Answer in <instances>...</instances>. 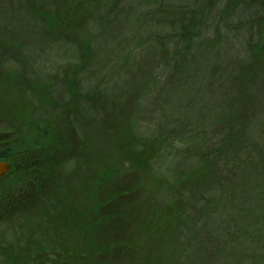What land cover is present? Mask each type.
<instances>
[{"label":"trees","instance_id":"trees-1","mask_svg":"<svg viewBox=\"0 0 264 264\" xmlns=\"http://www.w3.org/2000/svg\"><path fill=\"white\" fill-rule=\"evenodd\" d=\"M21 1L24 13L28 18L41 22L44 30L48 28L63 31L65 26L62 25H69L67 28L71 30L79 28L77 5L81 0H51V5L49 0ZM116 1L119 3L116 4L117 8L105 11L108 12L105 14L106 17L110 19H119L117 17L123 14L124 7L121 5L124 0ZM176 1L137 0L138 9L141 8L144 11L146 9L147 12L152 10L149 6L159 5L154 10L161 11L160 16L165 13L163 16L167 15V18H170L171 23L167 25L170 39L179 42V48L176 46L175 50L169 49L171 51L169 53L159 50V48L164 50L166 40H159L156 34L165 26L159 22L156 23V20L160 21L161 17L155 20L157 16L152 15L150 18L154 22L150 29H146L141 23V19L147 20V16H144L146 11L141 13L142 18L138 19L134 25L131 24L133 35L139 34L140 29L144 32L134 42L144 43L143 45L146 46L144 51L147 54L159 50L161 58L166 60L170 70L166 78L167 86H171L170 93L177 92V97L185 95L188 88L186 84L191 81L189 75L185 78L187 70L192 69L191 57L194 54H200L203 57L210 54L208 69L210 78L202 81L214 83L218 80L219 84L222 82L226 91L224 96L221 95L217 98L218 100H214L212 98H215V93L212 92L210 105L207 103V106H203L205 102L203 98L194 93L200 122H195L193 118L191 122L185 120L179 123V121L176 129L166 133L161 129L162 126L158 125L152 137L141 139L134 126L137 125V109L146 98L143 92L146 85V72L138 74L134 72L136 68L128 71L126 63L129 60L125 56L120 57V60L112 66L114 68L116 65H121L122 68L127 69L129 76L125 87L127 97L121 93L115 96L114 109L118 110L125 106L128 98H131L134 103L131 130L118 145V149L121 145L123 149L112 151L110 155L98 156L93 150L99 148L94 146V143L88 142L89 147L86 144V148L93 149L85 152L86 157L80 154L81 149L65 150L66 154L76 155L79 164L75 171L81 170L82 165H88L89 181L87 180V190L84 193H71V187L65 186L55 190L54 197L44 195L45 193L32 197V189L25 192L23 188L24 195H28L29 200L34 198L37 203L30 204L27 210L29 212L24 214L25 224L16 223L9 228L8 233L12 239L0 243V264H107L101 257L111 254L121 243H118L117 247H112L113 245H107L104 240L100 242L94 236L96 230H93L88 223L85 228L82 219L93 215L100 218L98 223L103 221L106 223L110 217L119 215V211L105 212L110 210L116 197L124 193L123 190L118 192L116 187L113 188L114 183L118 181V176L116 170L109 164H116V161L120 163L123 161L124 165L123 163L122 165L130 172L140 170L148 173L156 181L157 186H161L160 198L152 209L154 219L150 228L152 232L160 233L164 243L174 246L167 261L179 256L181 259L179 264H230L234 261L241 264L242 247L249 253L248 244L251 246L253 242H259L260 236L256 234H259L261 228L264 232V0ZM92 9H94L92 16H98L97 6ZM88 17L89 15L85 20ZM63 21L67 23L62 24ZM96 24L105 34L104 22L102 24L96 22ZM5 40L6 46L0 35V82L13 88L17 95L32 86L29 89L32 99H24L20 102L16 99L7 101V105L15 109L18 117V125L15 126L17 133L28 135V138L23 147L2 149L0 146V160L8 161V157L13 155L7 154V149H19V151L14 150L15 156H18V154L27 153L29 149H37L43 143L46 145L49 139L51 140L58 131L60 132L62 126L73 128L74 121L79 120V114L77 117L69 113L80 110L75 99L87 100V108H91V113H87V117H85L86 113L82 111L80 113L94 126H98L99 123L101 125L102 121L106 120L110 106L105 104L108 103V98L114 95L116 89L112 93L102 94L96 83L95 88L91 89L94 90L93 92L90 90L76 93L74 91L75 76L70 72V76L63 77L62 81L68 88L71 87V95L66 103H61L54 95L48 96L50 94L46 91L47 85L36 81L31 82V75L28 73L29 63L11 42L13 40L16 42L18 39L5 38ZM78 42H81L82 57L75 66L74 73L81 72L84 66H90L91 62L93 65L97 64V58L94 60L95 51L87 44L90 41L79 40ZM111 46L109 42L107 47ZM215 50H222L223 53L220 52L223 54L222 57L216 54L217 57L212 58L211 55L217 53ZM107 53L105 50L102 51L105 63L108 60ZM6 54L13 55L10 60L15 65L9 70L2 67L7 60ZM113 60L117 59L114 57ZM142 60L139 61L140 67ZM102 64L105 68L106 65L103 62ZM108 75L110 73L107 70L106 76ZM27 76L28 79H26ZM153 79L156 84L163 82L161 81L163 77L160 79L153 77ZM51 88L54 94V87ZM6 91L7 89L0 91V95ZM165 94L167 96L168 91H165ZM174 96L171 98L173 99ZM31 100L32 103H30ZM35 101L37 110L32 117L31 112H35L32 109V106L35 107ZM196 108L193 107V113ZM209 115L210 124L205 121L206 118H203ZM80 122L83 121L80 120ZM79 125H76L78 131L85 128V125L80 127ZM0 127L5 129L6 126L0 125ZM251 128H256L259 136H254V130ZM172 134L175 136L172 137ZM97 138L98 135L95 138V144L98 143ZM174 139L180 144L178 156L184 160L185 156H190L191 153L195 162L193 165L180 162L168 177L162 179L153 173L151 163L175 144ZM111 158H115V161L108 163L107 161ZM40 169L42 172L38 175L47 176L50 171L56 170V164L53 168ZM14 170L13 167L9 174L15 173ZM88 185H93L91 190H88ZM38 187L35 185L34 188L38 189ZM163 195L170 198L163 199ZM46 200L49 207L43 204ZM55 200L59 204L53 206ZM88 201L90 204L85 207L84 212L74 215L76 213L74 208L79 204L84 206ZM19 206L20 209L25 207L22 202L18 204ZM77 216L82 218L76 222ZM61 231L64 232L60 245L58 248H53L52 240L58 235L60 238ZM22 234L24 239L23 236L21 237ZM55 250L57 253L52 255L51 251ZM41 252H46L50 258H46V255L42 257ZM59 253L62 254V258L58 257L62 260L61 262L53 258ZM82 257L98 258L96 261L87 262L86 260L81 263L79 259ZM220 259L223 262L218 261Z\"/></svg>","mask_w":264,"mask_h":264},{"label":"rangeland","instance_id":"rangeland-1","mask_svg":"<svg viewBox=\"0 0 264 264\" xmlns=\"http://www.w3.org/2000/svg\"><path fill=\"white\" fill-rule=\"evenodd\" d=\"M49 2L51 5V0H49ZM117 2L116 0H81L77 5L79 9L77 13L80 23L79 28L71 30L67 28L69 25H62L63 27L65 26V28L62 29L63 31H56L48 28L44 30L41 22H36L28 18L21 6V0H0V35H2L4 39V44L5 46L7 44L5 38L18 39L16 42L14 40L11 42L29 63L28 65L30 68L28 69V73L31 75V82L36 81L43 85H47L48 89L46 91H49L50 94L48 96L53 97L54 95L61 103L67 102L71 95V87L68 88L62 79L63 77L68 78L70 72L75 76L74 91L76 93L90 91L95 88L94 85L96 83H98L97 88L102 91V94L104 92L106 94L112 93L116 89L114 95L110 96V98H108V103L105 104H108L110 109L108 110L106 120L104 122L102 121L101 125L99 123L98 126H94L91 121L83 118L80 111L86 113L85 117H87V113H91V108H87V100L75 99L76 105L80 110L71 111L69 113V115L74 114L77 117L79 114V120L74 121L73 128L72 126L70 128L68 126H62L60 132L58 129V132L51 140L49 139L46 145L43 143L42 146L37 149H29L27 153L18 154V156H15L14 150L19 151V149L6 150L7 154H13V157H8V162L12 168H15V173L13 172L0 178V243L12 239V236L8 233L9 228L11 226L13 227L16 223L25 224L26 219L24 214L29 212L27 210L30 204L37 203L34 198L29 200L28 195H24V191L28 192L32 189V197L38 196L39 193L40 195L45 193L44 195L54 197L56 196L55 190L65 186L71 187V193H84L87 190V180L89 181L88 172H90L87 167L88 165H82L81 170L75 171L79 164L76 155L66 154V149H81L82 153L80 154L83 157H86L85 152L87 150L93 149L91 147L86 148V144L89 147L88 142L94 143V146L99 148L93 150L98 156L101 154L110 155L112 151L123 149L122 145L118 149V145L124 139L127 132L131 130L132 105L134 103L131 98H128L125 106L118 110L114 109L113 99L115 96L121 93V95L127 97V89L125 88L127 84L126 79L129 78L126 71L127 69L126 67L122 68L121 65H116L113 68L117 61L120 60V57L125 56L129 60L126 63L129 69L128 71L136 68L134 72L138 74L146 72V85H144L145 90H143L146 98L143 100V104L137 109V125L134 126L135 131L137 130L138 136L141 139L152 137L158 125L162 126L161 129L166 133L176 129L179 121V123L185 122V120L191 122L193 118L195 122H200L198 117L199 111H197L196 108L198 104L193 96L194 93L203 98L202 100L205 101L203 106H207L208 104L210 105V94L212 92L215 93V98H212L214 100L221 95L224 96L226 92L225 85L222 84L221 81L220 84L218 80L214 83L202 81L203 79L210 78V72H208L210 68V54L204 55V57L200 56V54H194L191 57L190 66H192V69H188L185 75V78L189 75L191 80L186 84L188 88L185 91V95L183 97H177V92H174V94L170 93L169 88L171 86H167L166 81L170 70L167 67L166 60L161 58L159 52L160 50L161 52L169 53L175 50L176 46L179 48V42L170 39L169 27L167 26L171 23L170 18H167V15L163 16L165 13L160 16L161 11L154 10L157 9L159 5L149 6L152 8L149 12H147L146 9V12L141 8H139V10L137 0L123 1L121 5V7H124L123 14L117 17L119 19H110L106 17L105 14L108 12L105 11L117 8L118 5L116 4H119ZM65 4L67 5V2ZM50 5L47 6L52 7ZM95 6H97L96 14H98V16H92L91 14L94 10L92 7ZM64 11L63 9L62 12L64 13ZM141 13L147 16V20L141 19V23H143L146 29H150L154 22V20L150 18L152 15L157 16L155 20L161 17V20H156V23L159 22L166 28H162L156 35L159 40H166V47H164V50L159 48V50H154V53L147 54L144 51V48H146V46L143 45L144 43L140 44V42H134L137 37H141L144 33L143 30L140 29L139 34L133 35L131 25H134L138 19L142 18ZM87 15H89V17L85 20ZM96 22H101V24L104 22L106 28L105 34L102 33L101 28ZM66 23V21L62 22V24ZM79 40L90 41L87 44L94 49V60L97 58V64L93 65L91 62L89 63L90 66H84L82 69L83 71L81 70V72L77 71L74 73L76 69L75 66L82 57L80 52L81 42H78ZM109 42L112 44L111 47H107ZM169 49H171V51H169ZM103 50H105L106 53L108 52L107 63L104 62L102 56ZM216 52L217 53L211 55L212 58L217 57L216 54L222 57V50ZM6 55L5 58L7 60L2 67H6L5 70H9V68L15 67L10 60L13 55ZM114 57L117 59L116 61L113 60ZM140 59H143L141 67L139 65ZM102 62L106 65L105 68ZM107 70L110 73L108 76H106ZM153 77L158 79L163 77V80H161L163 82L156 84ZM28 78L27 76L26 79ZM52 86L55 90L54 94L51 88ZM122 87L123 89H121ZM28 88L31 89L32 86ZM87 88H89V90ZM159 88L162 89L159 90ZM6 89L7 91L5 93L7 95H5V93L0 95V125L6 126L4 127L5 129H0V146L11 148H17V146L23 147L26 144L28 135L24 136L20 132L17 133L15 126L18 125V117L15 109L7 105V101H14L16 99L20 102L24 99H32V97L29 93V89H26L24 92H19L17 95L13 88L0 82V91ZM91 91L93 92L94 90ZM165 91H168L167 96ZM179 93L182 95V92L179 91ZM172 96H174L173 99L171 98ZM30 103H32V100ZM193 107L196 108L195 113H193ZM32 109L35 110V112H31V116L34 117L37 110L36 101L35 107L32 106ZM49 110L51 111L52 109ZM203 118H206L207 120L205 121L210 124V115ZM80 120L83 122H80ZM79 124L81 126L85 125V128L78 131L76 125ZM251 130H254V136H259L256 128H251ZM208 131L210 133V125ZM81 134L83 136L82 138ZM97 135L98 138L96 140H98V143L95 144ZM171 136L173 137L175 134ZM73 142L74 146L71 147ZM82 142H84L83 145ZM173 142L175 144H173L170 149L160 154L151 163L153 173L162 179L168 177L173 168L180 162L185 165H193L195 162L191 153L190 156L187 155L185 159L182 160L183 158L178 156L180 152L179 141L174 139ZM114 155L115 154H113V156ZM113 161H115V158H111L107 162L112 163ZM122 163L124 165L123 161ZM122 163L116 161V164H114L117 166L114 164H112L113 166L111 164L109 165L116 170L118 176V181L114 183L113 188L115 189L116 187V191L118 192L123 190L124 193L116 197L114 204L110 206V210L105 209L106 213L119 211V215L113 218L110 217L106 223H104L105 221L98 223L97 221H100V218L98 216L94 217L93 215L82 219L84 221L82 224L85 228L90 224L91 228L96 230L94 236L98 238L100 242L104 240L107 245H113L112 247H117V244L121 243L111 254H106V256H102L101 259L107 264H179L181 261L179 256H175L174 260L170 259L167 261V258L172 254L174 246L164 243L162 236L159 235L160 233H154L150 228V224L153 223L154 219L152 209L160 198L159 193L161 186L158 187L156 181L153 180L152 176L148 173L140 170H133V172H130ZM55 164L56 170H53V172L50 171V174L47 176L38 175V173L40 174V172H42L40 168L44 170L48 167L53 168ZM76 175L78 176L72 181ZM31 185L32 188H30ZM35 185L39 186L38 189L34 188ZM92 187L93 185H88V190H91ZM23 188L26 190L24 189L23 191ZM165 195H163V199L170 198V196ZM21 202L25 207L20 209L18 204ZM47 202L46 200L43 203L45 207H49ZM74 202L77 203V201ZM55 204H57L56 200L53 206ZM62 204L66 205V203L63 202ZM88 204H90V201L86 202L84 206H80V204L78 205L80 207L76 206L74 208L76 211L74 215L84 212L85 207L89 206ZM104 206L105 205H103V207ZM256 210L258 211V208H256ZM75 218L77 222L81 220L82 217L77 216ZM77 226H79V224H77ZM78 228L81 229L80 227ZM63 232L64 231L59 232L61 235L60 238L58 237L59 235L53 238V248L59 247ZM263 235L264 232H262L261 228L259 234H256V236H260L259 242H253L251 246L248 244L249 242L247 239L246 243L249 245V253L242 247V252H240L242 253V261L240 260L241 264H264ZM22 236L23 234L21 237ZM57 250L54 252L51 251L52 255L57 253ZM174 252L175 248L173 254ZM44 255L47 256L46 258H50L46 252H41V256L43 257ZM61 255V253L56 254L53 258L61 262L62 260L58 258ZM97 258L98 257H89L86 259V257H82L79 261L81 263L86 260L87 262H91L93 260L96 261ZM218 261L223 262L221 259ZM230 261L233 262L234 260ZM230 264L239 263L234 261Z\"/></svg>","mask_w":264,"mask_h":264},{"label":"water","instance_id":"water-1","mask_svg":"<svg viewBox=\"0 0 264 264\" xmlns=\"http://www.w3.org/2000/svg\"><path fill=\"white\" fill-rule=\"evenodd\" d=\"M10 167L11 165L6 160H0V176L6 174Z\"/></svg>","mask_w":264,"mask_h":264},{"label":"flooded vegetation","instance_id":"flooded-vegetation-1","mask_svg":"<svg viewBox=\"0 0 264 264\" xmlns=\"http://www.w3.org/2000/svg\"><path fill=\"white\" fill-rule=\"evenodd\" d=\"M6 147H2V149H5ZM8 162V161H7ZM9 163V162H8ZM10 164V163H9ZM11 170H12V166L10 167V170L6 173V174H4V175H2V176H0V178H2V177H4L5 175H8L10 172H11ZM7 205L9 206V204L7 203Z\"/></svg>","mask_w":264,"mask_h":264}]
</instances>
